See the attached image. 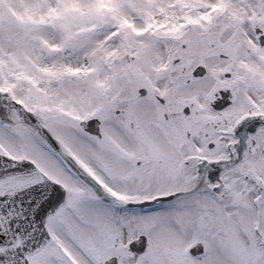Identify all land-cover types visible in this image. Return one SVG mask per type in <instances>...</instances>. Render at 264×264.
<instances>
[{
  "label": "snow or ice",
  "instance_id": "obj_1",
  "mask_svg": "<svg viewBox=\"0 0 264 264\" xmlns=\"http://www.w3.org/2000/svg\"><path fill=\"white\" fill-rule=\"evenodd\" d=\"M0 264H264V0H0Z\"/></svg>",
  "mask_w": 264,
  "mask_h": 264
}]
</instances>
